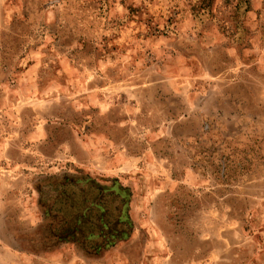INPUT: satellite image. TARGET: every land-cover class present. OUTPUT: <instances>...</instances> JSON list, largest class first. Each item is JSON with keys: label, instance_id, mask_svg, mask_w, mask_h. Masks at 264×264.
<instances>
[{"label": "rangeland", "instance_id": "374dc122", "mask_svg": "<svg viewBox=\"0 0 264 264\" xmlns=\"http://www.w3.org/2000/svg\"><path fill=\"white\" fill-rule=\"evenodd\" d=\"M0 264H264V0H0Z\"/></svg>", "mask_w": 264, "mask_h": 264}, {"label": "trees", "instance_id": "16d2710c", "mask_svg": "<svg viewBox=\"0 0 264 264\" xmlns=\"http://www.w3.org/2000/svg\"><path fill=\"white\" fill-rule=\"evenodd\" d=\"M205 1V0H204ZM245 2H248V0H244ZM206 4V3H205ZM201 7H204V6H201ZM228 157V156H226ZM213 163V162H212ZM214 164V163H213ZM245 164L244 161H239L238 162V166L236 167V169H234L235 172H237L238 169H240V167ZM240 166V167H239ZM224 171H225V174H231L232 175V169L231 167L228 168V166H223V174H224ZM230 175V177H232ZM47 203L44 205V203ZM42 203H43V206L45 208H47V212H49L51 214V212H53V207L51 205L48 204V201L44 198V196L42 197ZM120 219V217H119ZM117 221H119L117 219ZM123 223V222H122ZM119 224H121V222H119ZM120 227V226H119ZM119 227H114L112 225H110L108 223V221H104L103 222V226L102 227H98L97 230L98 232H95V233H92V235H96L100 238L97 242L98 245H96L95 247L97 248H102V247H106L107 245L111 244L112 241L114 240L115 237L121 235L122 233H125V228H122L120 229ZM91 231H94L93 229H91ZM73 234V233H72Z\"/></svg>", "mask_w": 264, "mask_h": 264}]
</instances>
